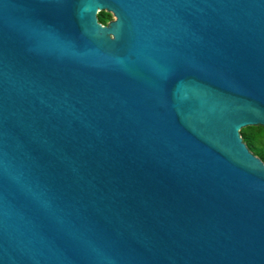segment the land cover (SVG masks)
<instances>
[{"label":"water","instance_id":"water-1","mask_svg":"<svg viewBox=\"0 0 264 264\" xmlns=\"http://www.w3.org/2000/svg\"><path fill=\"white\" fill-rule=\"evenodd\" d=\"M247 126L264 0H0V264H264Z\"/></svg>","mask_w":264,"mask_h":264},{"label":"trees","instance_id":"trees-1","mask_svg":"<svg viewBox=\"0 0 264 264\" xmlns=\"http://www.w3.org/2000/svg\"><path fill=\"white\" fill-rule=\"evenodd\" d=\"M242 138L244 140V142L246 143V145L248 146V148L250 150H257V154H259V157L264 160V147L258 149V148H255L253 145H252V142L253 140L255 139V136L258 135V137H263L264 136V127L263 126H247L245 128H242ZM244 129L248 130L249 133L245 134L244 133ZM255 132L256 131V134L254 136V133L252 132Z\"/></svg>","mask_w":264,"mask_h":264},{"label":"flooded vegetation","instance_id":"flooded-vegetation-1","mask_svg":"<svg viewBox=\"0 0 264 264\" xmlns=\"http://www.w3.org/2000/svg\"><path fill=\"white\" fill-rule=\"evenodd\" d=\"M114 19L115 15L111 11L102 10L98 13V21L103 25H107L110 21Z\"/></svg>","mask_w":264,"mask_h":264},{"label":"rangeland","instance_id":"rangeland-1","mask_svg":"<svg viewBox=\"0 0 264 264\" xmlns=\"http://www.w3.org/2000/svg\"><path fill=\"white\" fill-rule=\"evenodd\" d=\"M103 12H105V11H103ZM244 128H245V127H244ZM242 130H243V129H241V131H240L241 136H242ZM252 132H253V130H252ZM244 133L247 134V133H249V131L246 130V129H244ZM253 133H254V136H255L256 131L253 132ZM252 145H253L255 148H258V149L264 147V136H263L262 138H261V137H258V135L255 136V139L253 140ZM251 151H252V150H251ZM252 152H253L255 155H257V156L259 157V154H257V150H253ZM263 161H264V160H263Z\"/></svg>","mask_w":264,"mask_h":264}]
</instances>
